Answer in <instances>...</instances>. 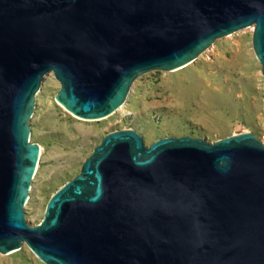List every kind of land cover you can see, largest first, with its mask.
Returning <instances> with one entry per match:
<instances>
[{
	"label": "water",
	"instance_id": "95a60500",
	"mask_svg": "<svg viewBox=\"0 0 264 264\" xmlns=\"http://www.w3.org/2000/svg\"><path fill=\"white\" fill-rule=\"evenodd\" d=\"M254 28L264 78V0H0V254L44 264H264V144L134 130L106 135L32 226L24 207L40 158L30 119L43 78L83 120L126 102L151 71L193 63Z\"/></svg>",
	"mask_w": 264,
	"mask_h": 264
},
{
	"label": "rangeland",
	"instance_id": "374dc122",
	"mask_svg": "<svg viewBox=\"0 0 264 264\" xmlns=\"http://www.w3.org/2000/svg\"><path fill=\"white\" fill-rule=\"evenodd\" d=\"M253 32L250 27L217 39L182 69L141 75L125 104L101 120H83L65 110L56 100L60 83L53 73L46 75L29 123L40 158L24 207L27 223L41 222L51 197L81 173L110 133L134 130L147 147L165 138L214 143L242 133H252L264 144V78L253 50ZM0 264L44 263L24 245L0 254Z\"/></svg>",
	"mask_w": 264,
	"mask_h": 264
},
{
	"label": "bare ground",
	"instance_id": "6f19581e",
	"mask_svg": "<svg viewBox=\"0 0 264 264\" xmlns=\"http://www.w3.org/2000/svg\"><path fill=\"white\" fill-rule=\"evenodd\" d=\"M252 30V29H251ZM65 109V108H64ZM66 110V109H65Z\"/></svg>",
	"mask_w": 264,
	"mask_h": 264
}]
</instances>
